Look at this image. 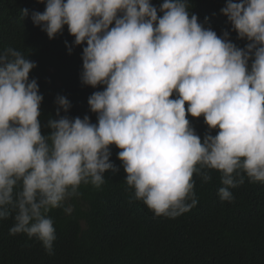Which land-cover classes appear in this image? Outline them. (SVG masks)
Listing matches in <instances>:
<instances>
[{
  "label": "clouds",
  "instance_id": "9594fccd",
  "mask_svg": "<svg viewBox=\"0 0 264 264\" xmlns=\"http://www.w3.org/2000/svg\"><path fill=\"white\" fill-rule=\"evenodd\" d=\"M38 2L45 10L32 13L33 24L50 40L67 26L74 45L86 43L82 83L105 87L88 98L97 123L49 119L44 135L43 96L29 80L37 65L13 47L0 52V219H14L10 234L36 238L52 254L49 212L82 184L100 188L105 172L119 171L113 145L131 199L155 216L176 218L196 205L194 174L208 182L210 170L219 172L221 201L233 199L229 189L245 175L264 183V0H227L221 9L244 48L199 23L190 0H163L159 9L150 0ZM55 102L57 116L71 106L63 96ZM188 115L203 116V140Z\"/></svg>",
  "mask_w": 264,
  "mask_h": 264
},
{
  "label": "trees",
  "instance_id": "16d2710c",
  "mask_svg": "<svg viewBox=\"0 0 264 264\" xmlns=\"http://www.w3.org/2000/svg\"><path fill=\"white\" fill-rule=\"evenodd\" d=\"M150 2L159 9L163 0ZM226 3L190 0V15L196 14L198 22L218 36L228 31L230 41L244 48L248 41L237 38L221 12ZM23 9L28 10L24 19ZM44 10L45 4L38 0H0V52L13 47L37 65L29 80L37 81L43 96L38 119L42 134L47 135L49 119H83L87 115L91 123H97L88 98L105 86L82 83L86 43L74 45L67 26L50 40L33 24L32 13ZM58 96L66 97L71 105L67 112L60 109L59 116ZM187 119L203 140L208 132L203 116L188 115ZM211 134L216 135V130ZM110 151V162L119 171L105 172L100 188L82 184L78 196L49 212L56 235L52 254L36 238L10 234L14 226L11 216L0 219V264H264V183H251L245 175L243 184L229 189L233 199L221 201L220 173L210 170L208 182L194 174L196 205L176 218L155 216L142 201L131 199L133 190L126 185V173L117 158L120 149L113 145ZM68 206L70 214L64 211Z\"/></svg>",
  "mask_w": 264,
  "mask_h": 264
}]
</instances>
